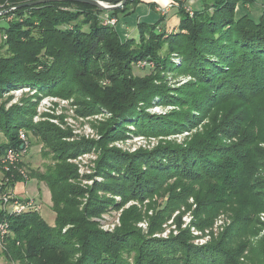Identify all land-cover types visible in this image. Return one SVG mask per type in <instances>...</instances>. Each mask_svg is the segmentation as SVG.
I'll return each mask as SVG.
<instances>
[{"label":"trees","instance_id":"obj_1","mask_svg":"<svg viewBox=\"0 0 264 264\" xmlns=\"http://www.w3.org/2000/svg\"><path fill=\"white\" fill-rule=\"evenodd\" d=\"M36 1L42 0H0L6 23L0 26V100L29 88L36 97L75 99L84 116L106 110L112 117L96 144L103 152L97 174L105 182L87 189L71 182L79 177L67 161L93 143H70L68 132L45 121L35 125L31 98L11 109L0 105V133L7 141L0 153L20 148V131L32 132L43 156L53 155L56 162L47 173L33 175L51 193L54 227L39 211H0V221L10 225L0 249L6 264H264V10L254 20L245 9L254 0H173L178 28L167 33L169 16L161 15L155 23H138L137 40L116 24L134 15L141 0L111 11L74 2L21 7ZM98 1L116 6L124 0ZM192 1L199 4L195 10L188 6ZM141 60L156 68L136 77L133 67ZM164 75L190 80L171 89L162 83ZM156 99L174 110L150 115L146 110ZM129 124L145 137L201 130L152 152L109 150ZM11 180L23 182L18 174ZM169 180L176 183L168 189L167 210L151 220L147 234L135 226L140 216L128 211L114 232L92 220L119 208L108 196L142 200ZM191 198L201 229L221 214L230 224L201 247L188 231L156 238L154 232L175 210L189 207Z\"/></svg>","mask_w":264,"mask_h":264},{"label":"rangeland","instance_id":"obj_2","mask_svg":"<svg viewBox=\"0 0 264 264\" xmlns=\"http://www.w3.org/2000/svg\"><path fill=\"white\" fill-rule=\"evenodd\" d=\"M188 6L195 10L198 8L199 4L197 2H191L188 3ZM238 9L240 11V8ZM245 9L253 13L251 16L254 20H258L259 15L264 10V0H254L252 7L246 5ZM2 14L3 13H0V16ZM5 25L6 23L4 20L0 19V26L4 27ZM117 26L118 25L116 24V27ZM164 26L167 33H172L178 28L179 18L177 16V9H173V12L167 18ZM130 31L131 32L128 38L138 40V30H136V28H131ZM1 42L2 34L0 33V44ZM176 62L180 63V59L177 58ZM155 68L156 67L153 62L141 60L134 65L133 74L136 77H145L150 75ZM163 77L164 81L162 83L166 84L171 89L190 80L187 77H174L170 75H164ZM36 96V92L34 90H30L29 88L18 89L10 92L9 94H5L3 99L0 100V105L4 104L6 109H11V107L16 105L22 106V104L25 103V98H31L32 102L36 104L34 111L35 114L33 117V123L35 125L45 121L61 129L65 133L68 132L72 136L67 140V142L70 143H93L90 149L85 148L80 150L74 158L67 161L75 168L79 177V180L71 182L72 184L79 183V186L84 189L92 187L96 183L105 182L104 177H100L97 174L103 152H101V149H99L96 144L102 141L101 127L110 120L112 115L106 110L100 109L95 115L84 116L78 113L80 109L76 104L75 99L66 100L55 96ZM173 110L174 107L162 104L161 100L156 99L155 105L146 111L150 115L162 116L172 112ZM125 127L127 129L125 136H120V138L111 142L108 145V149H114L131 156L137 155L140 152H152L161 143L174 141L182 144L190 138L189 136L191 134H195L198 130H201V128H198L193 130V132H185L181 135L170 137H145L139 134L134 125L129 124ZM23 132L25 133L29 144V151L15 165L16 169L14 168L12 173L13 176L18 174L21 177L20 173L24 172L25 175H27V178L23 179L22 177L23 182L15 184L11 179H8L9 177L7 174L9 173L5 171L4 164H0V188L3 190V187L7 185L3 191L8 192L11 196L13 195V197L20 200L31 199L35 201L37 207H41L40 213L42 218L49 226L54 227L56 215L52 209L51 193L48 187L44 183H40L33 175L35 173H47L48 168L55 166L56 162L53 161V155L47 157L43 156L44 149L42 146L38 145L40 143L32 132H28L29 134L25 131ZM5 142H7L6 138L0 133V144ZM21 147L22 144L20 148ZM174 183H176L174 180H169L163 185L161 190H154L152 195L143 198L142 200L129 199L127 201H123V199L119 196H108L113 197L116 200L117 204H119V208L111 206V208H109L100 217L93 218L92 220L99 225L101 230L105 232H114L122 225V215L124 211H128V214H130L131 217H133V215H137L138 217L140 216L141 219L137 222V224H135V226L144 234H147L150 229L151 220L159 214L160 216L163 215L165 209L167 210V205L170 201V191L168 189L174 185ZM102 194L103 192H100V195ZM87 200L88 195L81 198L80 202L86 203ZM195 211L196 205L194 200L191 198L189 200V207L188 205H184L175 210L162 224V228L155 231L153 235L156 238L168 240L172 237L179 236L182 231H188L192 237L193 244L201 247L208 244L213 239L218 238L230 224V220L227 218V215L221 214L216 218L213 226L201 229L199 226L201 220L199 217L195 216ZM261 219L264 222V214L261 215ZM0 264H6V261L1 257Z\"/></svg>","mask_w":264,"mask_h":264},{"label":"built area","instance_id":"obj_3","mask_svg":"<svg viewBox=\"0 0 264 264\" xmlns=\"http://www.w3.org/2000/svg\"><path fill=\"white\" fill-rule=\"evenodd\" d=\"M175 4L171 3L168 8L160 9L159 11L163 15H167L169 9H172ZM112 25L116 24V20H112L110 22ZM19 139L22 142V147L19 149H9L7 151H4L3 153L0 154V164H4V169L7 173L11 175L12 179L13 173L12 171L15 168V165L22 159L23 156H25L28 151H29V144L26 138V135L23 131L19 132ZM16 169V168H15ZM21 177L27 178V175H25L24 172H21ZM27 182V181H26ZM41 207H37V204L35 201L28 199V200H20L13 195L9 194L8 192H5L0 188V211L5 213L6 215H11V214H22L26 212H40ZM10 235V225L9 222L5 219L0 221V249L3 247V244L7 237ZM15 264V263H12Z\"/></svg>","mask_w":264,"mask_h":264},{"label":"crops","instance_id":"obj_4","mask_svg":"<svg viewBox=\"0 0 264 264\" xmlns=\"http://www.w3.org/2000/svg\"><path fill=\"white\" fill-rule=\"evenodd\" d=\"M141 4H139L136 8L135 14L124 19H120L118 24V30L122 33H127L130 35L131 28H136L140 22L155 23L161 15L163 14L159 11L160 9L168 8L171 5L173 0H141ZM193 2V1H192ZM154 6V9L152 8ZM173 12V9H169L168 16ZM136 18V19H135ZM131 27V28H130ZM135 33V32H134ZM133 33V34H134ZM132 35V34H131Z\"/></svg>","mask_w":264,"mask_h":264},{"label":"water","instance_id":"obj_5","mask_svg":"<svg viewBox=\"0 0 264 264\" xmlns=\"http://www.w3.org/2000/svg\"><path fill=\"white\" fill-rule=\"evenodd\" d=\"M126 1L127 0H124L121 4L113 6V5H109L102 1H98V0H42V1L31 2L21 7H33V6H38V5L49 3V2H74V3L90 5V6L102 9V10L111 11V10H116V9H122L125 6Z\"/></svg>","mask_w":264,"mask_h":264}]
</instances>
